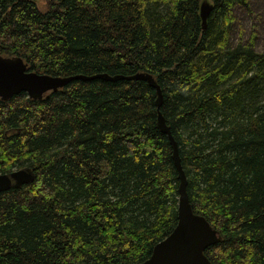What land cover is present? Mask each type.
Returning a JSON list of instances; mask_svg holds the SVG:
<instances>
[{"label":"trees","instance_id":"obj_1","mask_svg":"<svg viewBox=\"0 0 264 264\" xmlns=\"http://www.w3.org/2000/svg\"><path fill=\"white\" fill-rule=\"evenodd\" d=\"M0 0V53L75 78L41 98L0 97V264H131L178 221L179 144L196 212L220 230L218 264H264V49L232 40L251 0Z\"/></svg>","mask_w":264,"mask_h":264},{"label":"water","instance_id":"obj_2","mask_svg":"<svg viewBox=\"0 0 264 264\" xmlns=\"http://www.w3.org/2000/svg\"><path fill=\"white\" fill-rule=\"evenodd\" d=\"M209 10L210 4L204 0L201 4L204 26ZM96 76L108 79L124 77V75L119 74L111 76L107 72L91 76L85 74L54 75L32 69L20 55L0 53V97L2 99H8L23 90L27 91L33 98H41L43 94L60 88L72 79ZM127 77L147 79L157 89L156 103L158 109L160 108L163 103V93L151 73L138 71ZM157 124L162 131L168 134L173 147L174 163L180 178L178 221L173 230L154 245L150 256L141 262L131 264H218L208 257L205 250L209 245L220 241L222 234L205 215L194 210L187 191L188 180L181 161L178 141L160 110ZM34 178L35 173L29 167L0 173V191L11 186H21L23 183L31 182Z\"/></svg>","mask_w":264,"mask_h":264},{"label":"rangeland","instance_id":"obj_3","mask_svg":"<svg viewBox=\"0 0 264 264\" xmlns=\"http://www.w3.org/2000/svg\"><path fill=\"white\" fill-rule=\"evenodd\" d=\"M42 10H47L48 0H36ZM240 27L243 29V37L247 39L252 30L256 31L255 45L258 49H264V0H251V9L237 10V21L233 31L232 40L239 39ZM220 231V230H219Z\"/></svg>","mask_w":264,"mask_h":264},{"label":"bare ground","instance_id":"obj_4","mask_svg":"<svg viewBox=\"0 0 264 264\" xmlns=\"http://www.w3.org/2000/svg\"><path fill=\"white\" fill-rule=\"evenodd\" d=\"M208 14H209V13H208ZM201 15H202V12H201ZM207 17H208V15H207ZM202 19H203V16H202ZM206 22H207V20H206ZM203 26H204V20H203ZM205 26H206V25H205ZM205 26H204V27H205ZM144 79H145V78H144ZM149 83H150V82H149ZM63 86H64V85H63ZM63 86H60V88H62ZM60 88H57L56 90H58V89H60ZM155 89H156V88H155ZM56 90H54V91H56ZM156 90H157V89H156ZM51 91H53V90H51ZM51 91H50V92H51ZM157 94H158V92H157ZM157 108H158V107H157ZM159 110L161 111V108H159L158 111H159ZM158 114H159V112H158ZM158 127H159V126H158ZM177 170H178V169H177ZM178 177H179V175H178ZM186 177H187V176H186ZM179 180H180V178H179ZM178 192H179V190H178Z\"/></svg>","mask_w":264,"mask_h":264},{"label":"flooded vegetation","instance_id":"obj_5","mask_svg":"<svg viewBox=\"0 0 264 264\" xmlns=\"http://www.w3.org/2000/svg\"><path fill=\"white\" fill-rule=\"evenodd\" d=\"M50 92V91H49ZM24 167H29V166H24ZM20 168H22V167H20ZM29 168H31V167H29ZM15 169H18V168H15ZM32 169V168H31ZM33 170V169H32ZM34 171V170H33ZM35 173V172H34Z\"/></svg>","mask_w":264,"mask_h":264}]
</instances>
